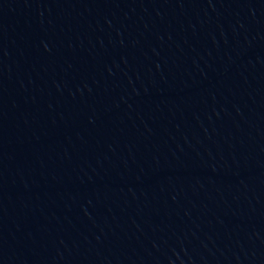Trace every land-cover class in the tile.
Returning <instances> with one entry per match:
<instances>
[{"label": "water", "instance_id": "1", "mask_svg": "<svg viewBox=\"0 0 264 264\" xmlns=\"http://www.w3.org/2000/svg\"><path fill=\"white\" fill-rule=\"evenodd\" d=\"M0 264H264V0H0Z\"/></svg>", "mask_w": 264, "mask_h": 264}]
</instances>
